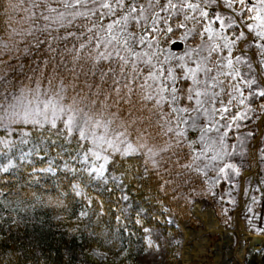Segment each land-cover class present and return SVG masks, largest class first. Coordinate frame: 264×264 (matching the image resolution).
Returning <instances> with one entry per match:
<instances>
[{
  "label": "snow or ice",
  "instance_id": "snow-or-ice-1",
  "mask_svg": "<svg viewBox=\"0 0 264 264\" xmlns=\"http://www.w3.org/2000/svg\"><path fill=\"white\" fill-rule=\"evenodd\" d=\"M54 2L60 7L33 3V8L43 7L45 11L38 17L33 12L28 20L33 25L36 20H42L44 24L40 28L30 26L23 35L33 36L34 31H39L51 36L53 31L68 30L82 19L83 23L76 26L86 31L80 32L79 36L68 31L67 35L52 39L74 37L80 40L87 36L86 42H81L78 48L73 46V59L89 63L91 66L85 75L90 74L93 79L85 81L86 92L82 89L71 97L62 80L58 88L53 86L55 76L47 79L45 89L42 87L44 69L49 62L43 60L44 69L39 65L30 68L33 75L26 76L28 84L20 88L19 95H14L13 102L4 109L8 121L6 127L31 125L34 131L47 129L57 137L63 136L68 145L75 141L72 159L82 167L77 169L65 163V168L104 184L108 183L106 174L110 166L115 165L117 155L121 160L136 154L143 156L145 175L149 164L153 170H159L165 153L177 156L174 163L186 171H195L205 177L210 171L214 172L217 183L221 178L229 180L232 174L240 175V168L232 162L233 158L244 154L246 139L255 134L248 131L244 138L236 135L237 145L229 143V133L233 128L239 132L241 127L248 126L242 122L260 120L264 123V43L255 44L261 56L256 67L247 58L248 48L238 45L251 47L249 38L253 34L254 38L264 41V0H257L250 8L246 0H222V6L235 13L226 17L219 11L210 15L208 10L211 4L221 6V0H203L204 7L199 0ZM236 2L240 5L239 12L234 7ZM13 7L9 0L6 10ZM161 12L168 15L161 16ZM181 15L182 20L179 19ZM245 15L247 20L243 18ZM173 17L176 28L185 30L180 36L182 41H187L193 34L200 41L178 57L170 49L161 48V43H175L172 40L175 32L170 23ZM189 22H192L191 28ZM217 23L218 27L215 26ZM236 28L240 30L234 39L226 35V29ZM43 43L45 41L37 37L36 47ZM48 47L53 50L51 44ZM4 48L11 52L8 45ZM85 51L86 56L82 55ZM235 51L241 54L234 55ZM27 52L25 49V54ZM4 54L0 51V56ZM5 63L7 61L0 59V64ZM33 82L35 87H31ZM4 118L0 117V122ZM190 132L198 133V138L190 139ZM31 135L32 132L23 131L20 143L28 144ZM198 144L199 148L196 147ZM238 146L242 149L239 153ZM184 147L190 149L188 163H181L179 159L177 150ZM260 152L264 159V148ZM14 166L9 162L3 170L6 172ZM40 171L53 172L52 162ZM181 175L177 173L178 177ZM126 176H129L128 170L121 177L112 175L110 178L123 184L122 177ZM169 183L164 180L161 190ZM76 194L80 195V192ZM122 199L128 197L125 195ZM86 215V212L80 213L81 218Z\"/></svg>",
  "mask_w": 264,
  "mask_h": 264
},
{
  "label": "trees",
  "instance_id": "trees-1",
  "mask_svg": "<svg viewBox=\"0 0 264 264\" xmlns=\"http://www.w3.org/2000/svg\"><path fill=\"white\" fill-rule=\"evenodd\" d=\"M10 2L14 7L6 10L9 0H0V51L5 53L0 59L7 61L0 64V105L4 106L0 108V117H5L0 122V264H139L146 253V229L149 230L154 242L163 245L162 264H178L179 260L174 256V251L179 233L163 223L165 207L179 222H187L189 228H196L197 220L191 215L193 204L213 203L220 223L228 226L238 203L240 175L232 174L229 180L221 178L217 183L214 172L210 171L205 177L195 171L180 168L174 163L178 157L171 153L164 154L165 160L161 161L158 171L153 170L149 164L145 175L143 156L136 154L121 160L117 155L115 165L110 166L109 173L106 174L109 177L108 183L104 184L80 173L73 174L65 168V163L77 169L82 167L72 159L75 155L73 151L75 141L68 145L63 136L57 137L47 129L43 132L34 131L31 125L13 124L6 127L8 121L4 109L12 102L14 95H19L20 88L28 84L26 76L33 75L30 68L39 65L44 69L43 60L49 62L48 67L44 69L45 79L42 87L45 89L48 87L47 79L55 76L53 86L58 88L62 80L67 95L71 97L82 89L86 92L85 81L91 82L93 79L90 74L85 75L91 65L84 60L76 62L73 59L75 51L73 46L78 48L81 42H86L87 36L80 40L74 37L67 40L52 39L67 35L68 31L76 32L79 36L80 32L86 31L76 26L83 23L82 19H78L68 30L61 29L58 33L53 31L51 36L39 31H34L33 36H24L23 33L30 26L40 28L44 24V21L36 20L33 25L28 20L33 12L38 17L41 11H45L43 7L33 8V3H48L58 8L60 6L54 0ZM199 2L204 7L203 0ZM246 3L250 8L257 0H246ZM234 7L237 12L241 10L238 2ZM208 10L210 15L214 11H219L225 17L235 15L231 9L221 11L216 4H211ZM244 11L247 12V9ZM160 15L168 14L161 12ZM195 15L198 16L199 13ZM243 18L247 20V15ZM179 19L182 20L183 16L181 15ZM175 20L173 17V21H170L175 32L172 40L184 44L180 52L171 51L178 57L177 54L183 55L187 49L196 47L200 41L199 37L194 38V34L190 35L187 41H182L180 36L185 30L177 29ZM160 26L164 27L163 23ZM215 26L218 27V23ZM188 27H192V22L188 23ZM239 30L226 29V35L234 39ZM37 37L45 41L39 48L36 47ZM256 43L264 41L254 38L253 34L251 47L247 48L248 51L255 53L259 61L261 56L255 47ZM49 44L53 50H49ZM170 44L171 42L161 43V48L170 49ZM5 45L11 49L10 53L4 48ZM25 49H28L27 54ZM86 54V51L82 53L85 56ZM240 54L239 51L234 52V55ZM175 63L174 61L173 64ZM36 75L38 76L39 72ZM31 87H35L34 82ZM242 123L249 126L254 122ZM23 131L32 132L28 144L20 143ZM235 133V128L229 133L230 144L235 143ZM189 138L197 139L198 133L190 132ZM53 140L56 141L55 144L52 143ZM196 147L199 148L200 145ZM261 148H264V136L261 137L258 152L260 181L264 190V159H261ZM177 151L181 163H188L187 154L190 153V149L184 147ZM26 153L30 154L25 155ZM169 157L171 158L168 159ZM49 161L52 162L56 175H32L33 170L49 166ZM9 162L15 166L9 167L5 172L3 169ZM232 162L239 166L240 174L246 168L244 163L237 162L236 156ZM126 170L129 171V176L122 177L123 184L111 180L112 175L121 177ZM178 172L182 174L179 177ZM164 180L170 183L164 185L162 191L161 185ZM73 184H78L86 192L91 200L89 206L83 199L74 195ZM125 195L128 197L127 200L122 199ZM57 196L64 201V206L58 211L39 202L41 198ZM252 210L258 211L256 206H252ZM82 211H86L87 215L79 219L78 215ZM4 214H14L19 225ZM57 214L62 215L60 222L54 220ZM93 248L106 252L116 260L101 261L93 258L90 254Z\"/></svg>",
  "mask_w": 264,
  "mask_h": 264
},
{
  "label": "rangeland",
  "instance_id": "rangeland-1",
  "mask_svg": "<svg viewBox=\"0 0 264 264\" xmlns=\"http://www.w3.org/2000/svg\"><path fill=\"white\" fill-rule=\"evenodd\" d=\"M221 11H225L226 8L222 5L219 6ZM245 32H247L246 29H244ZM250 41L252 40V37L249 38ZM238 47H248V45H238ZM178 56H181L182 54H177ZM247 58L251 59L254 67L257 66V58L254 52H247ZM13 102V101H12ZM59 127H62V125H58ZM248 131H253L254 136L247 138L245 141V150L244 154L236 155L237 162H242L246 165V168L241 171H253L254 177L253 179H248L245 182H240L239 180V191L238 194H240V199L237 203V209L234 210L232 213V221H230L229 226H222L224 230L227 232L228 238L232 240L231 245L229 246V250L231 253V259L229 261L230 264H245L243 260L238 258L236 256L237 249L239 247V238L237 234V223L241 224L245 232L255 235V236H264V190L262 189L261 181H260V173L257 175V173L254 172V168L259 165L258 161V152H259V146H260V140H261V133L264 132V123H261L259 120L255 121L253 124L247 126V127H241L239 132L236 131V135H240L241 138H244L245 134ZM239 145V142L235 139V143ZM242 149L238 146L237 152H241ZM49 166H46L44 168L40 169H47ZM40 169H35L32 172V175H39V174H49L51 176H54L56 174V170L53 169V172H47V171H40ZM241 175V174H240ZM76 188L74 189L72 186V191L75 194L76 197L83 199L87 206H89V200L90 198L87 196L86 192L77 184ZM80 192V195H77V192ZM40 202L44 203L46 206L50 207L51 209L58 211L64 206V201L60 197H50V198H42ZM195 206L197 207V210L200 213H209L210 210L214 212L213 204H207L204 202H195L191 209L192 216L197 220V227L196 228H189L186 223H182V225L189 229L190 231L199 229L203 227V224L199 218L195 214ZM252 206H256L258 211H253ZM86 212V211H82ZM87 213V212H86ZM215 213V212H214ZM12 219H14V216L10 215ZM216 217V215H214ZM79 219H82L80 217V214L78 215ZM84 218V217H83ZM218 219V218H217ZM54 220L56 222H60L62 220V215L57 214L54 217ZM219 221V220H218ZM146 232V253L145 256L142 258L139 264H162V254H161V244L156 243L152 240L150 237V232L147 230ZM183 235V231H181V236L176 241V251L175 255L177 259H179L178 264H185L183 261V257L181 256V252L183 251L184 247H193L194 242L193 241H185ZM258 250H260L258 248ZM90 254L93 258L101 261H112L116 260V258L110 257L106 252L98 249L93 248L90 251ZM211 264H217L215 262L214 258H208L204 261L201 260H195L192 261L190 264H204L209 263Z\"/></svg>",
  "mask_w": 264,
  "mask_h": 264
},
{
  "label": "bare ground",
  "instance_id": "bare-ground-1",
  "mask_svg": "<svg viewBox=\"0 0 264 264\" xmlns=\"http://www.w3.org/2000/svg\"><path fill=\"white\" fill-rule=\"evenodd\" d=\"M195 206V214L199 216L203 227L190 231L181 226L185 241H193V247H184L180 253L185 264L192 261H204L214 258L217 264H230L231 253L229 246L232 240L228 238L227 232L219 225L212 210L207 214L200 213ZM237 234L239 247L236 256L245 264H264V236L251 235L237 223ZM258 248L260 250H258Z\"/></svg>",
  "mask_w": 264,
  "mask_h": 264
},
{
  "label": "water",
  "instance_id": "water-1",
  "mask_svg": "<svg viewBox=\"0 0 264 264\" xmlns=\"http://www.w3.org/2000/svg\"><path fill=\"white\" fill-rule=\"evenodd\" d=\"M170 48H171L172 51H180L183 48V44L180 43V42H175V43H173L170 46ZM254 171L256 173H258L259 172V168L256 167ZM248 178H253V173L250 172V171L244 172L243 175H242V177H241L242 181H244V180H246Z\"/></svg>",
  "mask_w": 264,
  "mask_h": 264
}]
</instances>
